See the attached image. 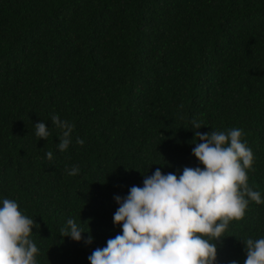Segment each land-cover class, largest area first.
Masks as SVG:
<instances>
[{
	"label": "trees",
	"instance_id": "1",
	"mask_svg": "<svg viewBox=\"0 0 264 264\" xmlns=\"http://www.w3.org/2000/svg\"><path fill=\"white\" fill-rule=\"evenodd\" d=\"M53 114L74 124L64 151ZM233 127L264 197V0H0V197L36 221L38 264H90L121 232L115 195L157 168L203 167L194 132ZM69 218L85 239L60 236ZM224 235L216 264H244L264 203L249 200Z\"/></svg>",
	"mask_w": 264,
	"mask_h": 264
},
{
	"label": "clouds",
	"instance_id": "2",
	"mask_svg": "<svg viewBox=\"0 0 264 264\" xmlns=\"http://www.w3.org/2000/svg\"><path fill=\"white\" fill-rule=\"evenodd\" d=\"M52 124L62 130L57 147L64 151L71 143L74 124L58 114ZM203 124L193 120L192 128ZM243 129L195 131L199 142L191 149L203 167L185 166L182 172L162 173L157 168L144 173L143 185H133L125 196L115 195L119 205L113 222L121 232L107 239L87 257L90 264H216L217 244L234 219L245 215L249 200L264 203V197L248 185V169L254 154L242 140ZM35 135L47 138L50 127L35 122ZM83 145L84 140L77 138ZM48 160L53 153H45ZM79 172L77 166L69 175ZM36 221L25 215L14 199L0 197V264H38L39 248L31 238ZM86 231L74 219L60 229V236L85 239ZM92 236L86 243L92 242ZM244 264H264V236L243 239ZM230 264H239L237 260Z\"/></svg>",
	"mask_w": 264,
	"mask_h": 264
}]
</instances>
